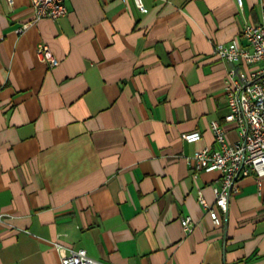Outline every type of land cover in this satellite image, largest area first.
Returning a JSON list of instances; mask_svg holds the SVG:
<instances>
[{
  "label": "crops",
  "instance_id": "0c3cea01",
  "mask_svg": "<svg viewBox=\"0 0 264 264\" xmlns=\"http://www.w3.org/2000/svg\"><path fill=\"white\" fill-rule=\"evenodd\" d=\"M143 2L68 0L35 21L31 0H0V264H61L57 245L105 264H264L254 178L217 225L198 197L215 202L221 172L189 160L218 147L213 120L239 138L214 45L245 43L264 0Z\"/></svg>",
  "mask_w": 264,
  "mask_h": 264
},
{
  "label": "built area",
  "instance_id": "2783aa9c",
  "mask_svg": "<svg viewBox=\"0 0 264 264\" xmlns=\"http://www.w3.org/2000/svg\"><path fill=\"white\" fill-rule=\"evenodd\" d=\"M67 1L31 0L34 20L65 16L68 13ZM133 2L141 12L145 10L143 0ZM237 3L242 6L243 0H237ZM262 17L261 23H246L243 26L240 35L245 43L234 39L214 45V53L233 64L228 70L224 85L228 105L224 119L237 124L239 138L229 142L224 125L219 120H213L211 129L218 147H204L189 158L194 175L202 170L221 172L219 183L213 186L215 202L210 204L201 193L198 197L217 225H221L223 221L216 207L228 212L230 199L239 193L244 178L252 176L257 192L264 197V12ZM37 54L49 67L59 64L58 57L46 43L39 44ZM182 137L187 141H196L201 137V132L186 133ZM3 219L4 215L0 214V222ZM181 224L187 232L194 228L191 216L181 218ZM57 247L62 252L61 264H105L90 256L84 248L66 250L59 245Z\"/></svg>",
  "mask_w": 264,
  "mask_h": 264
}]
</instances>
